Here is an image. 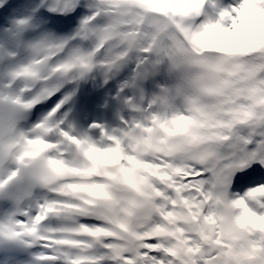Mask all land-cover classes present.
Listing matches in <instances>:
<instances>
[{
    "label": "snow or ice",
    "instance_id": "obj_1",
    "mask_svg": "<svg viewBox=\"0 0 264 264\" xmlns=\"http://www.w3.org/2000/svg\"><path fill=\"white\" fill-rule=\"evenodd\" d=\"M0 264H264V0H0Z\"/></svg>",
    "mask_w": 264,
    "mask_h": 264
}]
</instances>
